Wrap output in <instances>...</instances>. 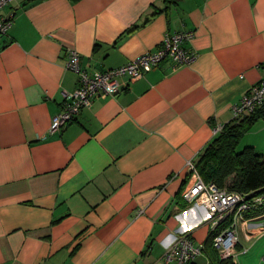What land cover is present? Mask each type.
Listing matches in <instances>:
<instances>
[{
    "label": "crops",
    "instance_id": "1",
    "mask_svg": "<svg viewBox=\"0 0 264 264\" xmlns=\"http://www.w3.org/2000/svg\"><path fill=\"white\" fill-rule=\"evenodd\" d=\"M10 9L0 37V264H163L182 233L204 244L207 212L181 197L185 165L264 77V0H17L0 12ZM181 29L193 31L183 44L193 62L166 58L123 76L118 93L51 131L77 86L69 49L88 72L106 70ZM253 128L247 143L264 152V118ZM259 214L237 221L239 252L264 237Z\"/></svg>",
    "mask_w": 264,
    "mask_h": 264
},
{
    "label": "built area",
    "instance_id": "2",
    "mask_svg": "<svg viewBox=\"0 0 264 264\" xmlns=\"http://www.w3.org/2000/svg\"><path fill=\"white\" fill-rule=\"evenodd\" d=\"M10 1L17 0H0V11ZM10 10L7 14L0 12V37L8 33L13 22L15 11ZM192 37L193 31L190 29L166 33L155 50L141 53L123 65L93 72L81 68L78 53L69 49L66 53V67L76 73L77 86L73 92L66 94L61 110L52 118L51 131L75 119L81 108L88 106L96 97L118 93L123 76L139 78L166 58L173 61V67L193 62L196 54L183 46ZM263 102L264 77L251 85L238 102L232 105L233 119L253 112ZM222 128L221 124L214 125L212 135L219 133ZM194 165L193 159H189L185 165L189 183L182 190L181 197L186 202L200 205L206 210L210 231L220 228L212 237V247L220 257L231 256L236 261L237 221H247L246 214L256 210H259L260 216L264 215V192L244 194L219 188L213 183L203 181ZM204 248L203 243L195 244L188 233H182L166 250L163 264H196L195 258L202 255ZM205 264H210L207 257Z\"/></svg>",
    "mask_w": 264,
    "mask_h": 264
},
{
    "label": "trees",
    "instance_id": "3",
    "mask_svg": "<svg viewBox=\"0 0 264 264\" xmlns=\"http://www.w3.org/2000/svg\"><path fill=\"white\" fill-rule=\"evenodd\" d=\"M174 1L164 0L166 5ZM260 118H264V102L253 112L225 123L222 130L211 138L194 160V166L203 181L244 194L264 192V152L257 151L250 144L237 148L241 137ZM258 212L256 210L249 214L252 216ZM219 230L209 231L204 242L209 263L238 264L231 256L220 257L212 247V237ZM208 247L214 251L208 252Z\"/></svg>",
    "mask_w": 264,
    "mask_h": 264
},
{
    "label": "rangeland",
    "instance_id": "4",
    "mask_svg": "<svg viewBox=\"0 0 264 264\" xmlns=\"http://www.w3.org/2000/svg\"><path fill=\"white\" fill-rule=\"evenodd\" d=\"M255 124H256V122L254 123V125ZM253 126L239 140V143L237 145L238 149H240L244 145L248 144L247 141H249L248 139H249L251 133H253V131H254ZM258 225L261 228L263 223L260 222V224H258ZM243 246L248 248V250H246L244 252H239L238 251L239 247L238 246L235 247V252H237V254H238L235 257V260L237 261L238 264H264V262L262 260V256L264 254V237L260 240L257 239V240L250 241V242H244Z\"/></svg>",
    "mask_w": 264,
    "mask_h": 264
},
{
    "label": "water",
    "instance_id": "5",
    "mask_svg": "<svg viewBox=\"0 0 264 264\" xmlns=\"http://www.w3.org/2000/svg\"><path fill=\"white\" fill-rule=\"evenodd\" d=\"M262 260L264 261V255H263V257H262Z\"/></svg>",
    "mask_w": 264,
    "mask_h": 264
}]
</instances>
